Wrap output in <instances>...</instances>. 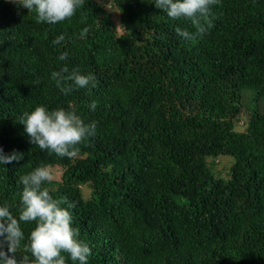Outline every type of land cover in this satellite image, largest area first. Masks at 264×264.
Wrapping results in <instances>:
<instances>
[{
	"label": "trees",
	"instance_id": "obj_1",
	"mask_svg": "<svg viewBox=\"0 0 264 264\" xmlns=\"http://www.w3.org/2000/svg\"><path fill=\"white\" fill-rule=\"evenodd\" d=\"M154 3L85 0L49 25L0 0V148L24 153L0 164V206L18 215L19 178L47 167L88 264H264V0H220L191 41ZM64 67L95 79L65 95L51 79ZM37 106L95 135L73 159L42 151L18 122ZM21 226L26 242L35 225Z\"/></svg>",
	"mask_w": 264,
	"mask_h": 264
},
{
	"label": "clouds",
	"instance_id": "obj_2",
	"mask_svg": "<svg viewBox=\"0 0 264 264\" xmlns=\"http://www.w3.org/2000/svg\"><path fill=\"white\" fill-rule=\"evenodd\" d=\"M35 14L36 23L55 25L70 20L82 8L85 0H5ZM220 0H155V7L166 13L170 20L190 22L195 31L177 27L176 33L183 40L191 41L212 27L210 9ZM89 29L80 32L83 38ZM65 40L59 35L52 43ZM67 53L58 57L65 60ZM56 87L65 95L77 88H85L95 77L82 75L78 70L69 72L67 67L51 73ZM95 85L93 84V87ZM96 103L90 107L95 110ZM18 122L33 146L57 157L73 159L79 145L95 135V123L85 124L74 112L63 108L48 110L37 106L24 112ZM24 159V153H4L0 148V164H11ZM53 175L47 167H37L19 178L22 184L18 215L9 206H0V264H66V256L73 264H88L91 248L79 239V230L73 227L70 211L61 205L64 200L54 199L45 183H51ZM23 224H34L25 242ZM23 242V243H22Z\"/></svg>",
	"mask_w": 264,
	"mask_h": 264
},
{
	"label": "rangeland",
	"instance_id": "obj_3",
	"mask_svg": "<svg viewBox=\"0 0 264 264\" xmlns=\"http://www.w3.org/2000/svg\"><path fill=\"white\" fill-rule=\"evenodd\" d=\"M116 20H118V17H116ZM232 163L233 160L231 159V157L229 156L220 157L217 160L215 170L218 172L220 176H226ZM52 171L56 178L61 177L62 171L59 167L53 168Z\"/></svg>",
	"mask_w": 264,
	"mask_h": 264
}]
</instances>
